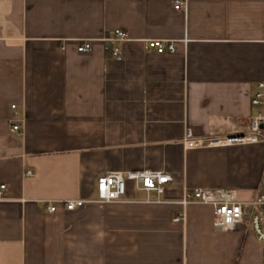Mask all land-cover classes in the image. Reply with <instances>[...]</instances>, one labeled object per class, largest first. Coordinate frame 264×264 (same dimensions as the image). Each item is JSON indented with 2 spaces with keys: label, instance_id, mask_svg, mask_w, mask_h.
<instances>
[{
  "label": "crops",
  "instance_id": "crops-1",
  "mask_svg": "<svg viewBox=\"0 0 264 264\" xmlns=\"http://www.w3.org/2000/svg\"><path fill=\"white\" fill-rule=\"evenodd\" d=\"M175 1L0 0V264H264L251 227L215 230L210 205L174 221L185 189L258 193L263 145L187 149L181 137L243 133L264 110L251 104L264 0ZM115 29L128 39L107 41ZM148 39L176 50H147ZM141 170L172 181L162 194L129 184L125 201L46 208L95 199L107 171Z\"/></svg>",
  "mask_w": 264,
  "mask_h": 264
},
{
  "label": "built area",
  "instance_id": "built-area-1",
  "mask_svg": "<svg viewBox=\"0 0 264 264\" xmlns=\"http://www.w3.org/2000/svg\"><path fill=\"white\" fill-rule=\"evenodd\" d=\"M185 7L186 1H175V9L181 10ZM127 39V33L120 29H115L106 38L113 44ZM92 48V40H77L76 50L78 52H90ZM145 48L147 50L155 49L160 54L173 53L176 50L174 41L168 39H148L145 41ZM62 49L65 50V47ZM120 53L121 47L114 46L112 54L118 56ZM251 104L255 107L264 106V82L258 84V91L251 99ZM12 107L15 109L16 105H12ZM11 130L13 132L20 131V126L15 120H13ZM181 138L187 149L247 144L264 146V110H259L250 116L249 128L243 133L201 139L195 138L192 129L188 128ZM26 173L32 175L33 171L29 169ZM171 181L170 174L159 170L107 171L97 178L95 199L49 200L46 201V208L50 212H55L59 204L67 210H74L93 201L100 203L125 201L129 184L146 192L162 194ZM4 188L5 185H1V189ZM160 201L157 200V202ZM176 202L183 207V211L175 217V222L185 219V209L189 204H207L212 207V224L215 230L228 231L247 224L251 227L256 239L264 245V178L260 183L256 197L249 201L239 200L237 193L230 189L188 188L185 189L182 198Z\"/></svg>",
  "mask_w": 264,
  "mask_h": 264
}]
</instances>
